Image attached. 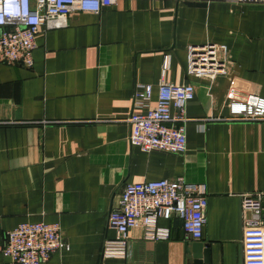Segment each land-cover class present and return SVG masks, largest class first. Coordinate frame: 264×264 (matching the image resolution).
<instances>
[{"label":"crops","instance_id":"0c3cea01","mask_svg":"<svg viewBox=\"0 0 264 264\" xmlns=\"http://www.w3.org/2000/svg\"><path fill=\"white\" fill-rule=\"evenodd\" d=\"M232 1L118 0L73 12L66 27L40 29L31 68L0 63V247L21 223H56L70 250L44 264H192L185 244L195 241L177 217L157 222L168 240L146 241L136 227L125 259L101 255L124 185L183 178L207 188L199 242L211 264H245L240 195L264 192V122L220 119L230 89L264 98V8ZM206 43L228 50L226 74L212 81L186 73L187 47ZM161 81L195 89L182 154L128 142L136 87L155 93ZM0 264H10L1 252Z\"/></svg>","mask_w":264,"mask_h":264},{"label":"built area","instance_id":"2783aa9c","mask_svg":"<svg viewBox=\"0 0 264 264\" xmlns=\"http://www.w3.org/2000/svg\"><path fill=\"white\" fill-rule=\"evenodd\" d=\"M118 0H0V63L33 66L36 37L42 27L60 29L67 26L73 12L97 14ZM206 4L226 0H200ZM239 5L260 6L264 0H233ZM227 47L215 43L187 47L186 73L193 78L214 80L226 74ZM171 56H164L162 74L169 67ZM155 94V97H154ZM195 97L194 86L161 81L154 93L152 85H138L127 122L128 142L143 153L182 154L186 151L187 103ZM154 98V105L152 100ZM229 122H264V98L253 94L240 97L227 93ZM212 120H202L203 122ZM200 122V121H198ZM200 127L202 126L199 125ZM203 128V126H202ZM241 218L245 264H264V192L244 193ZM207 188L204 183H190L183 178L126 184L118 196L117 206L107 217V226L114 231L112 239L103 242L104 259H125L128 232L140 227L146 241H166L170 233L159 227V219L177 217L182 221L185 237L199 241L206 225ZM58 224L21 223L5 235L0 247L10 264H44L58 252H68Z\"/></svg>","mask_w":264,"mask_h":264},{"label":"water","instance_id":"95a60500","mask_svg":"<svg viewBox=\"0 0 264 264\" xmlns=\"http://www.w3.org/2000/svg\"><path fill=\"white\" fill-rule=\"evenodd\" d=\"M185 252L192 264H211V250L202 242H186Z\"/></svg>","mask_w":264,"mask_h":264}]
</instances>
